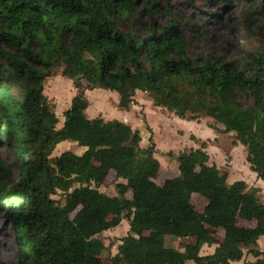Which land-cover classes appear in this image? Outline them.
<instances>
[{
	"label": "trees",
	"instance_id": "obj_1",
	"mask_svg": "<svg viewBox=\"0 0 264 264\" xmlns=\"http://www.w3.org/2000/svg\"><path fill=\"white\" fill-rule=\"evenodd\" d=\"M159 2L0 0V148L14 143L20 171L10 184L0 154V211L10 220L17 264H98L88 263L107 251L97 236L122 220L128 235L109 264H230L243 260L244 250L255 261L243 264H264L257 245L264 236L260 190L243 181L228 186V173L208 164L206 142L180 153L177 177L157 185L151 137L141 148L139 131L85 115V83L117 93L123 111L137 92L147 93L154 107L180 120L203 116L223 127H210L215 133H234L250 171L264 182V49L243 51L236 61L214 52L190 54L172 20L160 26L141 18L159 13ZM261 2L238 0L243 25L255 15L264 21ZM122 21L129 31L120 29ZM61 66L77 92L57 129L43 86ZM65 141L85 151L51 158ZM110 175L117 181L114 196L99 190ZM57 192L63 205L52 198ZM193 195L206 201L202 213ZM165 237L195 241L178 251L165 246ZM214 244L212 254L199 255Z\"/></svg>",
	"mask_w": 264,
	"mask_h": 264
},
{
	"label": "rangeland",
	"instance_id": "obj_2",
	"mask_svg": "<svg viewBox=\"0 0 264 264\" xmlns=\"http://www.w3.org/2000/svg\"><path fill=\"white\" fill-rule=\"evenodd\" d=\"M159 4V13H152L149 16L143 13L144 16L141 18L160 26L172 20L187 37L190 54L214 52L225 55L228 60L236 61L241 58L243 51L261 52L264 49V21L260 20L262 15H255V19L250 18L251 20L243 25L242 10L238 0H160ZM263 7L264 0L257 10L263 13ZM166 9L169 13L168 17L164 14ZM140 10H143V6H140ZM134 17L135 15L132 16ZM120 29L129 31V22L122 21ZM62 70L63 66L55 69L52 76L46 78L43 86V95L48 99L58 119L57 129L62 126L64 112L69 109L71 99L77 92L72 82L62 75ZM84 93L88 101L85 111L88 119L101 117L104 121H126L125 124L132 130L139 131L141 148L149 147L148 139L152 138L155 145L154 157L160 165V174L156 178L159 184L164 183L166 179H172L177 173L176 157L180 153L200 147L201 141H196L193 133L203 137L206 148L209 145L208 164H214L220 171L228 173V186L237 181H244L248 185L256 184L257 178L250 171L246 161L245 148L234 144V133H215L210 127L219 130H223V127L213 119L201 116L196 121H182L165 108L154 107L152 99L143 92L135 94V103L128 111L118 109V95L115 92L95 89L85 83ZM6 143L1 145L0 154L10 169L9 182L14 184L20 175L15 158L16 148L14 143L10 142V145ZM66 151L78 155L81 153V148L74 142L65 141L56 146L51 158L58 157ZM116 183L114 176L110 175L99 190L114 196ZM261 183L264 184L262 181ZM130 195V192L126 194L127 197ZM260 197L261 200L264 199V191ZM52 198L63 205L64 198L60 192ZM191 203L198 213H202L206 205V201L197 195L192 196ZM128 230L127 221L122 220L115 229L98 235L97 238L103 242L107 251L101 257L90 256L88 263L109 264V258L117 254L123 238L128 235ZM214 238L217 241L221 240V234L217 232ZM194 241L195 239L191 237L183 240L165 237V246L183 251L185 243ZM215 246V244L204 245L199 255L204 257L212 254ZM261 251L264 252V239L261 240ZM244 254L245 261L250 255L246 250ZM0 264H17L13 230L8 215L2 210L0 211Z\"/></svg>",
	"mask_w": 264,
	"mask_h": 264
},
{
	"label": "crops",
	"instance_id": "obj_3",
	"mask_svg": "<svg viewBox=\"0 0 264 264\" xmlns=\"http://www.w3.org/2000/svg\"><path fill=\"white\" fill-rule=\"evenodd\" d=\"M182 121H184V120H182ZM120 122V121H119ZM122 123H126V121H124V120H122L121 121ZM212 133V132H211ZM195 136H194V138H195V140L196 141H201V142H203V137H201L200 135H196L195 133H193ZM63 143V142H62ZM201 144V143H200ZM81 148V153H78V155L80 154H82L84 151H85V148H82V147H80ZM199 148V147H198ZM194 150L195 149H197V148H193ZM209 145L207 146V148L205 149V152H207V154H208V156H210L209 155ZM209 159H210V157H209ZM160 174V170H159V173H158V175ZM158 175H157V177H158ZM177 175H178V172L177 173H175L174 175H173V178H175V177H177ZM253 175H255V173L253 174ZM256 176V175H255ZM166 180H168V179H166ZM256 184L254 185V184H251V185H248L247 184V186L248 187H255V188H258L259 190H260V195L259 196H261V195H263V191H264V184H262L261 183V180L259 181V179H256ZM155 182H156V184L157 185H162L163 183H158L157 182V180H155ZM244 182V181H243ZM259 184H261V185H259ZM260 199H261V197H260ZM262 201V203L264 204V199L263 200H261ZM262 238V239H261ZM264 239V236H262V237H260L259 238V240H260V242H259V240L257 241V245H258V248H259V250L261 251V240H263ZM261 252H263V251H261ZM263 254H264V252H263ZM244 258H245V255H244V257H243V260H241V261H239V262H231L230 264H240V262L243 264L244 262H254L255 261V259L250 255V257L249 258H247L245 261H244ZM263 260H264V258H263Z\"/></svg>",
	"mask_w": 264,
	"mask_h": 264
}]
</instances>
